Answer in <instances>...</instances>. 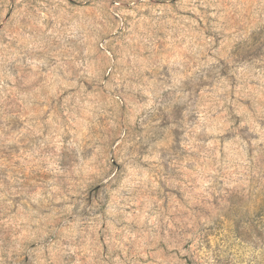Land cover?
Instances as JSON below:
<instances>
[{"label":"rangeland","instance_id":"rangeland-1","mask_svg":"<svg viewBox=\"0 0 264 264\" xmlns=\"http://www.w3.org/2000/svg\"><path fill=\"white\" fill-rule=\"evenodd\" d=\"M0 264H264V0H0Z\"/></svg>","mask_w":264,"mask_h":264}]
</instances>
